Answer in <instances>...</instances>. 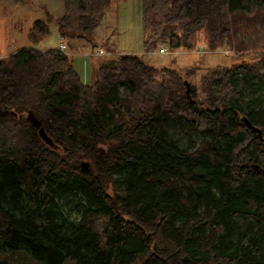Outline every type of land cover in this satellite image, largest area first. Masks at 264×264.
Segmentation results:
<instances>
[{"label": "trees", "instance_id": "16d2710c", "mask_svg": "<svg viewBox=\"0 0 264 264\" xmlns=\"http://www.w3.org/2000/svg\"><path fill=\"white\" fill-rule=\"evenodd\" d=\"M141 1L145 52L201 31L233 47L232 14L264 5ZM110 2L64 0L61 31L92 40ZM102 44L116 54L91 83L58 48L0 55V109L22 115H0V264L22 247L46 264H264V52L199 76Z\"/></svg>", "mask_w": 264, "mask_h": 264}, {"label": "rangeland", "instance_id": "374dc122", "mask_svg": "<svg viewBox=\"0 0 264 264\" xmlns=\"http://www.w3.org/2000/svg\"><path fill=\"white\" fill-rule=\"evenodd\" d=\"M141 2L111 0L93 39L88 40L61 31L58 18L65 12L64 0H0V54L10 55L25 47L54 49L64 41L80 79L91 83L96 77L98 63L116 54L102 44L108 37L122 53L144 54L156 64L186 67L198 63L201 66L199 76L213 66L250 60L264 52V5L254 12L237 10L232 14L233 47L211 49L201 31L191 49H172L165 43H158L145 52ZM101 49L106 54H99ZM198 79L193 77L191 81L198 82ZM120 87L122 95L126 94V87ZM1 258L5 264H46L33 258L25 247L2 251ZM63 264H74V261L66 260Z\"/></svg>", "mask_w": 264, "mask_h": 264}, {"label": "water", "instance_id": "95a60500", "mask_svg": "<svg viewBox=\"0 0 264 264\" xmlns=\"http://www.w3.org/2000/svg\"><path fill=\"white\" fill-rule=\"evenodd\" d=\"M185 85H186V93H187V96H188L189 99H191V86H190V83L187 80H185ZM8 114L13 115L15 117H18V116H21L22 117L21 114L19 115L14 110L0 109V115L2 117H5ZM26 118H27V120H29L32 123V125H34L35 127L38 128L39 134L42 137V139L44 141H46L49 145H52L53 146L54 145V142H53L52 138L47 134V132L45 131L44 126L42 125V121L36 116V114L33 113L32 111H28ZM242 119H243V121H245L246 123H248L251 127H253L259 133V136L262 137V133H261L260 129L257 128V127H254L251 124V122L249 121V119L247 117L243 116ZM81 166H82V169L84 171H88L89 170V162L83 161L82 164H81ZM253 166L256 169L259 168V165H256V164H254Z\"/></svg>", "mask_w": 264, "mask_h": 264}, {"label": "built area", "instance_id": "2783aa9c", "mask_svg": "<svg viewBox=\"0 0 264 264\" xmlns=\"http://www.w3.org/2000/svg\"><path fill=\"white\" fill-rule=\"evenodd\" d=\"M58 50L59 51H62L66 54L69 55V52H68V45L64 42V41H61L60 44H59V47H58ZM164 52V50L162 49L161 52ZM99 54H106V52L104 50H99Z\"/></svg>", "mask_w": 264, "mask_h": 264}, {"label": "crops", "instance_id": "0c3cea01", "mask_svg": "<svg viewBox=\"0 0 264 264\" xmlns=\"http://www.w3.org/2000/svg\"><path fill=\"white\" fill-rule=\"evenodd\" d=\"M14 53V52H13ZM1 56H8V54H0Z\"/></svg>", "mask_w": 264, "mask_h": 264}]
</instances>
